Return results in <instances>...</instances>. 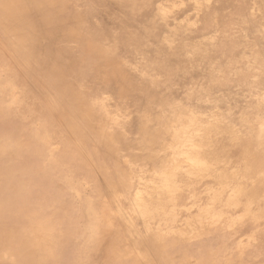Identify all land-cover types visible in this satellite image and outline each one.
I'll return each instance as SVG.
<instances>
[{
  "label": "rangeland",
  "instance_id": "374dc122",
  "mask_svg": "<svg viewBox=\"0 0 264 264\" xmlns=\"http://www.w3.org/2000/svg\"><path fill=\"white\" fill-rule=\"evenodd\" d=\"M99 1L73 0L66 5L76 7L74 9L79 15L86 17L84 24L98 31L100 37L97 44L100 47L93 52H100L98 54L109 57L110 62L133 71L137 83L145 86L142 81L148 75L147 71H159L157 61L160 53L153 50L146 53L142 45H150L151 48V45L158 43L166 49L172 42L170 48L181 50L186 57L179 70H174L180 71L176 72L177 76L186 77L184 82L179 81L177 84L170 81L165 89L173 97H179V100L185 96L192 97L191 103L185 106V114L179 115L182 121H171L167 129H163V133L166 131L169 135L168 140L164 141L167 149L182 142L180 158L174 155V151L164 147L163 154L169 168L181 167L173 187L181 188L179 186L183 185L184 179L179 175L187 171L189 161L196 160L200 145L209 138V127L220 120H223L222 125H229L227 127L230 130L239 133L244 127H248L250 132L260 128L262 136L256 139V135H253L251 139L258 145H264V128L261 127L264 125V0H114L115 4L120 3L117 7L106 0ZM6 30L7 20L0 14V150L3 147L2 151L5 150L8 155L12 154L13 149L17 150L23 162L18 166L4 163L0 170V264H31L36 260L34 247L44 246L48 241L53 244L56 242L57 249L51 251L50 255L44 252L37 264H66L63 261L65 252L75 253L82 264H103L100 261L103 258L101 244L107 240L105 229L111 228V223L128 234L120 243L126 247L129 241L124 243L123 239L133 238L136 241L143 238L144 223L153 216L160 217L163 223L165 220L171 222V228H166L163 234L166 236L169 232L167 237L177 234L183 246L193 247L188 244L189 239H197L209 231L212 241L202 245L201 249L218 247L224 252V259L232 260L231 264H264V241L258 235L259 231H264V220L244 208V203L239 202L235 210L223 213L221 218L218 213L224 212V208L229 206L223 208L220 205L222 202H213L209 193L197 200L185 198L177 208L174 205H162L159 209L152 206V203H156L153 193L162 189L164 184L163 178L151 170V165L145 159L148 153L143 143L144 136L137 130L139 120L148 116L149 102L141 107L146 116L143 117L138 108V101H141L140 98L137 100L138 97L145 98L144 93H141L142 86L137 88L138 93L126 96L128 99L125 97L124 100L115 90L97 88L106 85L105 79L101 81L100 77L85 75L80 79V88L85 92L83 102L88 107L87 111L68 108L67 114L62 115L56 109L58 96L54 87L46 83L44 77L43 70L53 63L51 56L46 53L37 59L38 70L21 68L19 59L12 57L8 51L4 39ZM135 34V39L126 37ZM52 35L54 46L61 53L80 59L75 42L63 39V33L59 31ZM130 40L137 49L131 48ZM129 48L132 52H125ZM97 65L92 64L86 71L99 70ZM236 66L239 68L236 69ZM28 70L31 74H27ZM154 75L156 80L165 79L161 73ZM209 85L213 88L202 94ZM153 87L157 89L155 85ZM92 89L94 92L90 93ZM92 111L93 116H90ZM67 116L79 123L86 119L95 128L96 134L105 138V146L97 144V141L85 139L84 142L78 139L87 135L84 127L79 129V134L70 135V130L68 132L64 127L68 123ZM192 117L198 121L199 132L194 129V141L189 144L186 135H183L189 131ZM209 149H200L204 158L210 159L214 155V150ZM219 149L221 146L216 147V151ZM115 159H119L123 167L128 169L125 179L128 188L125 192L117 190L111 183L118 182V178H112ZM3 160L0 155V162ZM217 167L211 165L210 176L216 173ZM222 169L225 174H241L242 167L236 161L234 150H230ZM162 176H167V173ZM202 180L206 186L214 185L213 178L204 177ZM231 190L226 192L227 199L233 195ZM197 212L207 217L201 221L205 222L202 224L205 230L202 228L198 231L201 225L197 226L200 223ZM193 215L198 217L197 220ZM92 220H95L94 224ZM89 221L92 226L95 225L93 229L92 226L88 227ZM49 224L55 230L56 237L53 231H49ZM68 239H76L74 244L77 240L85 243L83 249L78 251L69 244ZM88 250L97 261L89 257ZM129 250L128 255L137 257V262L141 264L157 263L159 255L156 252L149 251L141 256L138 250ZM189 252L190 255L185 257L178 255L177 261L181 264L190 263L198 251Z\"/></svg>",
  "mask_w": 264,
  "mask_h": 264
},
{
  "label": "bare ground",
  "instance_id": "6f19581e",
  "mask_svg": "<svg viewBox=\"0 0 264 264\" xmlns=\"http://www.w3.org/2000/svg\"><path fill=\"white\" fill-rule=\"evenodd\" d=\"M69 1H73V0H0V11L2 12V13L0 12V14H2L3 17H5V19L7 20V30L4 32V39H5L7 46L9 47L8 51H9L10 55H12V57L16 56L17 59H19V61H20V62L18 61V65L25 70H27L28 68L38 70L37 65H36L37 59L40 58L42 55H46V53H48V55L51 56L53 63L51 62L52 64L48 69L43 70L44 75H45L44 77H46V79H45L47 81L46 83H48L52 88L54 87L53 90H54L55 94L58 96L57 100H56V109L62 115L67 114L68 108L72 109L73 111H74V109L84 111V112L87 111L88 107L86 108L84 105V102H83V97H84L85 92H83L80 88V79L85 77V75L95 76V78L100 77L101 81H102V79H105L106 85L102 86L100 84L101 86H99L97 88L98 89L105 88L107 90L110 89V91L115 90L121 98H124V100H125L126 96H129V95L131 96L135 92L138 93L137 88L139 86H142V85L135 81L136 79L134 77L133 71H128L124 66L120 67V65H118L116 62H110L109 57H104L102 54L101 55L98 54L100 52H98V53L93 52L95 50V48L100 47L97 44L98 37H100V36H98V33H97L98 31H95L91 27L84 24L86 17L79 15V13L77 12V9H74L76 7H74V6L68 7L66 4ZM106 1H108L112 5H115V7H117L116 6L117 4H120L119 2L117 4H115L116 2L114 0H106ZM121 9H123V8H121ZM109 10H111V9H109ZM90 11H91V9H90ZM92 12L95 13L94 10ZM124 12H126V10ZM131 12H132V10H131ZM87 14H89V13H87ZM97 15H96V17H98ZM107 22L108 21H106V23ZM105 28H106V26H105ZM99 29H100V27H99ZM57 31L63 33V35H61V37L63 39H66L67 41L69 40V41L75 42L78 45L76 52L79 53V56L81 55L79 60L75 59V58L73 59L71 54H67V56H65V54L63 52L61 53V51L58 50V48H56L54 46L55 40H54L52 33H54V32L57 33ZM136 35L137 34H135L134 36L133 35L132 36L127 35L126 37H133L132 39H135ZM143 38H145V37H143ZM225 40H226V38H225ZM129 44L131 46H133V47H131L132 49L133 48L137 49V47L134 46L133 41L130 40ZM171 46H173L172 42H170L169 45L166 46V49L162 48L158 43L151 45V48H150V45H148V46L142 45V48H145L144 50L146 53L151 51V50L156 51L157 53H160V59L157 61V68L159 71H147V74H148L147 76H144V74H143L144 78L145 77L146 78L145 79L142 78V79H144L142 81V84H144L145 86H142L141 93L142 94L144 93L145 98L143 99V96H139L137 99V100H139V98H140V100H141L140 101L141 104L138 101V106H139L138 108L140 109L141 112H142L141 107L144 106L143 104L149 102V106L147 107L148 116L145 119L144 118L140 119L139 124L137 126V130H139L142 133V136H144V142L143 143H145V147H146V150L148 153L147 156H145L146 157L145 159L151 165V168H152L151 170H153V172L155 171L156 173H158L160 175L161 178H163V184H164L162 189L159 188L158 191L153 193L155 196L154 198L156 199V203H152L153 204L152 206L155 207L156 209H159L160 206H162V205L163 206L164 205H168V206L174 205V207L177 208L183 204V202L185 201V198L189 197V198H193V199L197 200V199H201L204 196H207V194L209 193L211 196L210 199L212 201L214 200L213 202H215V201L222 202V204H220L221 207H223V206L226 207V205L229 206L228 208L223 207L225 211L223 210L224 212L218 213L219 218L223 217V215H224L223 213H229L232 209H234L238 206L239 202H242V203H244V208H246L248 211L259 216L261 219L264 220V145H262V144L258 145L257 142L254 143V142H252V139H251V137L253 135H256V139H258L262 136L259 132L260 128H256L254 130L251 127V129H253V132H250L247 129L248 127H244V129H242V132L239 133L237 130H236L237 132L230 130L227 127L229 125H227L226 127H225V125H222L221 121L223 122V120H220V122L218 121V122H216V124L211 125L209 127V129H208L209 131L207 133V134H209L207 136L209 138H207V140H205V142L202 145H200L201 146L200 149H204L207 151L209 148H212L214 150V155L210 159L204 158L202 156L201 150L199 149L198 150V156L196 157V160L195 161L194 160L189 161L188 165H187V169H186L187 171L182 173L183 175L182 174L179 175L180 177H182L184 179L183 185L179 186L181 188L178 189V188H175V186L173 187L174 179L177 178L178 169L181 170V167L179 168V166H178V167L170 169L168 164H167L168 161H167L165 155L163 154V152L165 151V149H167V147L164 146V141L166 139L168 140L169 135H168V133H166V131L163 133V129H167V127L169 126V123L171 121H174L175 123L179 122L180 120L182 121V119L180 118L179 115L181 113H184L185 106H187L191 103L192 97L191 96H189V97L185 96L179 100L178 99L179 97L175 98L171 95V93H169L168 91L165 90L167 85H168V82L175 81V82H177V84H179V81H181L183 83L185 78H186L185 76L179 77L176 75V72H180V71H174V70H179V67L181 66V62L184 63L185 62L184 60L186 57L184 56V54L181 50H174V48H170ZM131 48L126 49L125 52H128V53L132 52ZM233 50L235 51L236 48ZM73 54H74V52H73ZM170 61H172V63ZM16 63H17V61H16ZM92 64H98L96 67H99V70H97V68H96V71H86L88 67L92 66ZM84 68H85V70H84ZM237 68H239V66H236V69ZM157 73H161L165 77V79L164 80H161V79L156 80L154 74H157ZM171 73H175V74H171ZM27 74H31V73H29V70H28ZM101 81H99V83ZM153 85H155L157 87V89H154ZM211 87H212V85H209L208 89L204 90L202 92V94L207 93L211 89ZM93 92L94 91L92 89L90 91V93H93ZM199 95H201V93ZM126 98L128 99V97H126ZM220 100L222 101L223 99H220ZM221 101H216V102L219 103ZM86 113H85V115H86ZM90 114H91V112H90ZM90 116H93V111H92V115H90ZM142 116L143 117L146 116V113L144 114L142 112ZM193 117L190 120L191 125L187 124V125H190L189 131H185V133L183 135V136L186 135L185 137H186V141L188 143L194 141L193 140L194 129H196L197 132H199L198 131V128H199L198 127V121H197V119H194ZM67 118H68V123H65L64 127L68 132L70 130V132H69L70 135L71 134L74 135V133L79 134V129H82L84 127V128H86L87 135H85L84 137H78V139H81L84 142L86 141L85 139L93 140L95 142L97 141L96 142L97 144H99V145L101 144V145L105 146V138L97 135L95 128L93 126H91L90 125L91 123L86 121V119H82L83 118L82 117L81 119L83 120V122L79 123V122L75 121L73 118H69V116H67ZM140 118H142V117H140ZM196 118H197V116H196ZM78 119H80V118H78ZM237 119H238V117H237ZM227 120H224V121H227ZM239 120L240 119H238V121ZM236 121L237 120H235V122ZM183 127H181V128H183ZM261 127L264 128V125ZM61 128H63V127H61ZM200 128H202V127L200 126ZM235 128H237V127H235ZM203 130L205 132V128H203ZM68 132H67V134H68ZM194 133H196V132H194ZM177 134H179V133H177ZM197 134H199V133H197ZM176 137H177V135H176ZM181 139H183V137ZM199 140H200V138H199ZM217 146H221V149H219V151H216ZM164 147H165V149H164ZM2 148L3 147H1L0 155L2 156V159H4V160H3V162L2 161L0 162V170H1V167L4 163L13 164L15 166H18V164L23 162L21 160V154H19V152L17 150L13 149L12 154L10 153L8 155V154H6L5 150L2 151ZM168 149L174 151V155H177V157H179V155H181V153H182V142L177 143ZM231 149L234 150V152L236 153V161L239 162L240 166L242 167V172H241V174H238V176L225 174L223 169H222V166L225 165V163L227 162V160L229 158V153H230ZM209 150H211V149H209ZM213 150H211V151H213ZM113 151H114V149H113ZM112 154H114V153H112ZM205 154H206V152H205ZM168 156H169V154H168ZM205 157H206V155H205ZM213 164L215 166L217 165L218 167L215 171L216 173H214V175L210 176V174H212L210 172V167ZM93 166H94V164H93ZM20 168L22 169V167H20ZM212 172H214V171H212ZM166 173H167V176H162ZM179 173H181V172H179ZM112 174H113L112 178H115V177L118 178V182H116V183L111 182L112 185H114V187L121 192L127 191L128 185L125 182V179H126V176L128 174V169H125L123 167L122 163L119 162V159L114 160V166L112 168ZM1 177L2 176H1V172H0V181H1ZM204 177L213 178L214 185L212 187L206 186L205 183L203 182L204 179L202 180V178H204ZM7 178H10V177L7 176ZM11 179L12 178H10V180ZM96 179H95V181H96ZM81 181H83V180H81ZM158 181H160V180H158ZM223 181H225V182H223ZM100 182H102V181L100 180ZM159 183L161 184V182H159ZM1 184H3V183H1ZM25 186L26 185H24V187ZM231 188L233 189V191L231 190L233 195L229 196V198L227 199L225 196L226 192ZM103 189L105 190V192H107L109 194V192L106 188H103ZM82 191H84V190H82ZM86 194H87V192H86ZM86 197L84 195L83 198L86 199ZM82 200H84V199H82ZM87 200H89V196H88ZM90 201H91V199H90ZM86 202H88V201H86ZM232 203H234V204H232ZM116 205H117V203H116ZM142 206H144V205H142ZM86 207H87V205H86ZM147 208H148V206H147ZM17 209L20 210V208H17ZM143 209H144V207H143ZM168 210H170V209H168ZM91 211H93V209ZM174 212H175V209H174ZM89 213H91V212H88V214ZM31 214H33V213H31ZM197 214H199L198 216H200V219H199L200 223H198V225H197V226L201 225L200 226L201 228H198V231H199V229H202V228L204 229V226L202 224L205 222H201V221H202V219L206 220L207 217H203L198 212H197ZM25 216H26V214H25ZM30 216H32V215H30ZM174 216H175V214H174ZM194 217L191 216L190 218H194ZM93 218H94V216H93ZM149 218H151V219L148 221H145L143 229H142V232H143L142 237L143 238L137 239L136 241L132 240L133 238H131V240L123 239L124 243L129 241V243L125 244L126 247L121 246L120 243L122 241V238L128 234L127 233L125 234L122 230H120L119 227H117V226L113 225V223H111V225H112L111 228L105 229L106 230L105 232L107 235V237H106L107 240L101 244L102 245L101 250L103 252V258L100 259V261L103 264H141V263L137 262V257H132L131 256L132 254L128 255V250L133 249V250H138V253L141 256H145V254L148 253L149 251L156 252L159 255L156 264H181L177 261L178 255H182L185 257V256L190 255L189 251L197 250L198 253L195 254L194 259L191 260L190 263H188V264H231L232 260L224 259V255H223L224 252L220 248L216 247L214 249L213 247H210V249H207V250L200 248V247H202V245L210 243V241H212V239L210 237L212 234L209 233V231L204 233L202 230V232L204 233L203 235L198 236L197 239H189L188 244L190 243L193 247H189L186 245L183 246V243H180L182 239L180 240L181 237L180 238L176 237L177 234L174 236H170V237H167L169 235V232H168V235L165 232L166 236H165V234H163V231H166V228H171V226H172L171 222L165 220L163 223L162 219H160V217H158V216H153V217H149ZM195 218L197 220L198 217H195ZM172 219L173 218H171V220ZM185 221H186V219H185ZM91 222H92V224H94L95 220H92ZM121 222L123 223L124 221L122 220ZM192 222H194V221H192ZM89 223H90V221H89ZM89 223H88V227L92 226L91 223H90V225H89ZM183 223H185V222H183ZM195 223H196V221H195ZM104 224H105V222H104ZM124 224H125V222H124ZM99 225H101V224H99ZM193 225H194V223H193ZM209 225H210V222H209ZM37 226H40V224ZM48 226H49V231H53L54 237H56V233H55V230L53 229V227L50 224ZM120 226H121V224H120ZM93 227H95V225L92 226L91 228L93 229ZM192 227H195V226H192ZM146 228H147V232L145 233ZM208 228L210 229V227H208ZM96 229H97V227H96ZM98 229H100V228H98ZM40 232H41V234L43 233L42 231H40ZM57 232H58V230H57ZM90 232H91V230H90ZM126 232H127V230H126ZM261 232H262V234H260ZM50 233L47 232V234H50ZM96 234H97V232H96ZM193 234H195V233H193ZM129 235H130V233H129ZM258 235H261V239L264 241V231H259ZM37 241H40V240H37ZM6 242H8V241H6ZM68 242L73 247H76L78 249V251L83 249L82 247H84V244H85L82 242L80 243L79 240H77V243L74 244L76 242V239H68ZM89 242H90V239H89ZM195 242H197V243H195ZM56 244H57L56 242H55V244H53V242L48 241V242H46V244L44 246H35L33 251H34V255L36 257L35 258L36 260L32 261L31 264H37L38 260L40 259V256L44 252L45 253L48 252L50 255L51 251H54L57 249ZM122 244H123V242H122ZM88 245H90V244H88ZM118 245H120L119 248L117 247ZM85 251L87 252V247L85 248ZM88 252H89V257H91L93 260H96L95 259L96 257L90 256L91 251L88 250ZM109 256H112V257H109ZM153 259H154V257H153ZM181 259H182V257H181ZM63 261H65L66 264H68V263L69 264H72V263L73 264H82L79 256H77V258H76L75 253L71 254L69 252H65L63 254Z\"/></svg>",
  "mask_w": 264,
  "mask_h": 264
}]
</instances>
